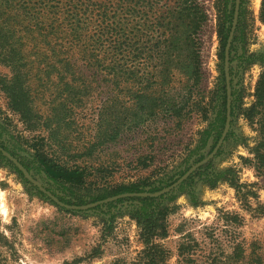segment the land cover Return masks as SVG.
I'll list each match as a JSON object with an SVG mask.
<instances>
[{
    "label": "rangeland",
    "instance_id": "rangeland-1",
    "mask_svg": "<svg viewBox=\"0 0 264 264\" xmlns=\"http://www.w3.org/2000/svg\"><path fill=\"white\" fill-rule=\"evenodd\" d=\"M197 2L206 17L190 54L183 52L172 63L126 58L124 72L94 43L96 18L76 38L63 14L53 24L51 11L36 9L33 0H3L0 52H19L22 60L18 72L0 61V147L28 164L30 175L55 197L65 196L70 206L96 203L92 200L120 187L138 185L146 193L171 186L208 157L222 119L226 78L220 29L233 0ZM241 2L238 40L229 59L235 111L228 135L201 165L203 172L165 194L167 234L152 239L154 253L132 219L137 202L127 197L110 208L108 202L66 209L2 154L0 264H150V258L157 264H264L259 210L264 177L249 162L259 135L243 115L255 101L264 70L262 0ZM144 14L136 22L151 30L154 15ZM12 86L19 93L17 109L5 91ZM36 151L63 167L86 168L85 184L74 192L59 189L44 177ZM229 170L240 193L229 181L206 182L207 173Z\"/></svg>",
    "mask_w": 264,
    "mask_h": 264
},
{
    "label": "trees",
    "instance_id": "trees-1",
    "mask_svg": "<svg viewBox=\"0 0 264 264\" xmlns=\"http://www.w3.org/2000/svg\"><path fill=\"white\" fill-rule=\"evenodd\" d=\"M2 1L3 0H0V12L5 7V5L2 4ZM33 1L36 9L48 8L51 11L50 15L52 16L51 21L53 24H55L61 14H63L65 18L64 20H68L72 25V32H74L76 38L77 36H79L78 38L81 37V34L78 32H81L83 26H89L92 23V20L96 18L97 28L94 33V43L100 46V49L103 51L106 58L109 57L114 60L111 64L118 65L117 69L125 70L124 72H126V65L123 64L124 62L126 63V58L139 60L146 57V59L151 61L172 63L173 58H178L183 52H188L190 54L192 48H195L196 45L194 39V36L197 33L196 31L200 28V25L206 17L197 0H156V2L150 0H114L112 3H109L107 0L101 2L98 0ZM235 1L236 0H233L231 12L226 15L228 19L226 25H222L220 29L222 62L225 60V48L233 25ZM242 4L243 3L241 2L240 7H242ZM61 5L65 7V10L62 11L63 13H61ZM149 12H152L154 15L150 24L152 25V29L149 30L147 27L146 30H142L139 27V23L136 22V19L138 16H144V13ZM260 19L264 23V0L261 2ZM3 22L4 21L0 19L1 41H3V39L5 40V38H2V36H4L3 32L5 31V28L2 29V27H5ZM239 26L240 24L238 21L236 32L239 30ZM7 37L9 40V35H7ZM237 40L238 35L235 34L230 49L231 55ZM116 59H124V61L122 64H118ZM21 60L22 55L19 52H8V54L0 52V61L9 65H14L15 72H18V65ZM230 61L232 62V59H230ZM223 76H225L224 68ZM223 84L222 119L219 132L215 137V141L209 150L208 155L216 147L226 123L227 90L224 78ZM5 91L12 100V106L17 109L21 103L17 99L19 93L15 90V86L5 87ZM140 93H138V95ZM254 97L255 101L248 109L244 110L243 115L251 124L257 126L259 139L256 147L252 150L254 158L249 162L254 166L258 175L264 177V70L258 79ZM231 108L233 116L235 106L232 104ZM177 114H179V111H177ZM23 116L26 118L25 115ZM3 148L8 150L6 147ZM36 157L38 158L37 161L44 177L54 185L58 186L59 189L74 192L76 188L85 184L86 168L63 167L54 160L49 159L46 155L41 154L40 151H36ZM0 159H4L1 152ZM9 163L12 165L10 161ZM22 164L28 171L30 170L28 164ZM206 168L207 167H205V169ZM15 169L21 173L16 167ZM188 171H186L185 174ZM199 172H203L202 166L197 168L183 182H191L196 173ZM233 172L234 171L229 170L226 173L221 174L207 173L206 182L214 186L220 180L229 181L230 184L237 189L238 193H240L242 187L241 185H238L235 176L229 178ZM159 191L160 190L158 189H149L145 192L154 194ZM124 193L143 192L139 189L138 185H131L129 187H120L113 193L101 194L92 201L99 202ZM56 197L67 205H73V203L67 200L65 196L56 195ZM165 197L166 195L158 197H131V199L128 198L127 200L138 203V207L132 212L131 216L140 229V236L144 244L152 246L148 247L149 253H154L155 251V247L151 244L152 239L156 237H165L167 234L166 220L170 209L162 203ZM80 202L76 204H83ZM114 205L115 203L109 202L105 206L110 208ZM259 210L260 213H264V207H259ZM150 259H152L150 264H157L153 258Z\"/></svg>",
    "mask_w": 264,
    "mask_h": 264
},
{
    "label": "water",
    "instance_id": "water-1",
    "mask_svg": "<svg viewBox=\"0 0 264 264\" xmlns=\"http://www.w3.org/2000/svg\"><path fill=\"white\" fill-rule=\"evenodd\" d=\"M240 3L241 0H236V4H235V13H234V19H233V25H232V29L231 32L229 34L228 37V41H227V45L225 48V78H226V90H227V106H226V123H225V127L223 130V133L221 135V138L217 144V146L215 147V149L211 152V154L206 157L204 160L198 162L196 165H194L192 168L189 169V171L183 175L180 179H178L174 184H172L171 186H169L168 188L155 193V194H150V193H128V194H122V195H118L112 198H109L107 200L101 201V202H96L87 206H70V205H66L64 203H62L61 201H59L53 194H51L50 192H48L46 189H44L41 185L40 182H38L37 180H35L30 173L26 170V168L17 160L15 159L11 154H9L8 152H6L2 147H0V152L6 156L23 174V176L30 181L31 183H33L36 187H38V189L43 192L45 195H47L48 197H50L56 204H58L61 207H64L66 209H71V210H87L93 207H96L102 203H108V202H112L115 201L117 199L120 198H127V197H158L161 195H165L166 193L170 192L171 190L175 189L177 186H179L187 177H189L197 168H199L201 165H203L204 163L210 161L215 155L216 153L220 150L222 144L224 143L229 129H230V125H231V85H230V73H229V59H230V49H231V45H232V40L235 34V30L238 24V19H239V10H240Z\"/></svg>",
    "mask_w": 264,
    "mask_h": 264
},
{
    "label": "bare ground",
    "instance_id": "bare-ground-1",
    "mask_svg": "<svg viewBox=\"0 0 264 264\" xmlns=\"http://www.w3.org/2000/svg\"><path fill=\"white\" fill-rule=\"evenodd\" d=\"M1 211H2L4 214H7L6 206H5L4 204H2V206H1Z\"/></svg>",
    "mask_w": 264,
    "mask_h": 264
},
{
    "label": "flooded vegetation",
    "instance_id": "flooded-vegetation-1",
    "mask_svg": "<svg viewBox=\"0 0 264 264\" xmlns=\"http://www.w3.org/2000/svg\"><path fill=\"white\" fill-rule=\"evenodd\" d=\"M231 107H232V106H231ZM231 115H232V108H231ZM219 140H220V139H219ZM218 142H219V141H218ZM217 144H218V143H217ZM216 146H217V145H216ZM214 149H215V148H214ZM214 149H213V150H214ZM210 154H211V153H210ZM210 154H209V155H210ZM209 155H208V156H209ZM203 160H204V159H203Z\"/></svg>",
    "mask_w": 264,
    "mask_h": 264
}]
</instances>
